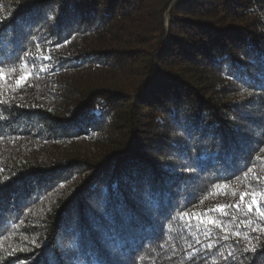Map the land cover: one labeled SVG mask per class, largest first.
Returning a JSON list of instances; mask_svg holds the SVG:
<instances>
[{
    "label": "trees",
    "instance_id": "16d2710c",
    "mask_svg": "<svg viewBox=\"0 0 264 264\" xmlns=\"http://www.w3.org/2000/svg\"><path fill=\"white\" fill-rule=\"evenodd\" d=\"M0 264H264V0H0Z\"/></svg>",
    "mask_w": 264,
    "mask_h": 264
},
{
    "label": "water",
    "instance_id": "95a60500",
    "mask_svg": "<svg viewBox=\"0 0 264 264\" xmlns=\"http://www.w3.org/2000/svg\"><path fill=\"white\" fill-rule=\"evenodd\" d=\"M168 21V17H166V22Z\"/></svg>",
    "mask_w": 264,
    "mask_h": 264
}]
</instances>
